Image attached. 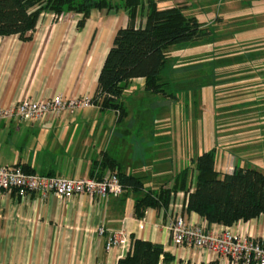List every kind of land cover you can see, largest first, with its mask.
Here are the masks:
<instances>
[{
    "label": "crops",
    "instance_id": "1",
    "mask_svg": "<svg viewBox=\"0 0 264 264\" xmlns=\"http://www.w3.org/2000/svg\"><path fill=\"white\" fill-rule=\"evenodd\" d=\"M164 2L167 7L182 6L210 31L200 40L181 44L180 50L176 45L170 48L167 74L182 100L149 93L145 78L139 77L124 91L122 112L94 104L42 123L0 120V166L19 165L27 172L65 178H103L120 171L139 177L144 191L172 189L177 174L189 167V192L172 191L167 206L149 207L143 217L135 209L139 194L131 190L104 200L87 195L43 197L20 189L0 193V264H118L135 239L162 244L172 257L168 264H246L174 245L168 223L176 205L188 223L229 229L264 243V213L228 226L209 224L188 209L198 155L178 164L182 151H175L173 124L177 106L188 127L195 105L203 129L206 114L216 126L230 127L224 135L230 152L215 148L218 171L252 167L264 172V0ZM82 16L66 12L56 19L47 10L29 39L0 36V108L60 93L66 98L93 97L114 36L129 18L124 9L95 8L80 28ZM101 225L107 229L105 235L98 234ZM120 230L124 241L106 251L110 231Z\"/></svg>",
    "mask_w": 264,
    "mask_h": 264
},
{
    "label": "trees",
    "instance_id": "2",
    "mask_svg": "<svg viewBox=\"0 0 264 264\" xmlns=\"http://www.w3.org/2000/svg\"><path fill=\"white\" fill-rule=\"evenodd\" d=\"M95 8L124 9L129 20L114 36L92 97L93 104L122 112L124 91L132 79L139 77L145 78L149 93L176 98L172 80L166 74L170 48L200 40L210 33L196 17L187 15L182 6L162 9L158 0H0V36L17 34L29 39L42 12L47 10L56 19L66 12L81 13V28ZM140 13H144V18L138 22ZM215 164V148L194 159L196 182L194 191L189 193L188 209L199 213L209 224L228 226L263 214L264 172L236 167L231 173H222ZM190 170L186 167L177 174L172 189L148 191H144L139 177L117 173L124 185L123 194L129 190L139 194L135 209L137 216L143 217L149 207L167 206L172 191L183 188L189 192L186 183ZM171 259L162 244L135 239L131 251L118 264H168Z\"/></svg>",
    "mask_w": 264,
    "mask_h": 264
},
{
    "label": "built area",
    "instance_id": "3",
    "mask_svg": "<svg viewBox=\"0 0 264 264\" xmlns=\"http://www.w3.org/2000/svg\"><path fill=\"white\" fill-rule=\"evenodd\" d=\"M93 105L92 97L88 95L66 98L60 93L40 100L25 99L14 106L0 108V120L14 118L19 121L42 123L50 116H59L64 112L75 114L80 109ZM15 189H20L24 193H39L43 197L51 194L60 198L87 195L103 200L119 197L124 193V185L117 171H110L103 178H65L27 172L19 165L0 166V193H10ZM168 228L172 242L176 246L203 249L211 255L226 257L233 263L264 264V243L262 241L229 229L209 230L203 226L188 223L178 205L174 207L170 216ZM106 232L107 229L103 225L98 228V234L105 235ZM124 238V231H110L105 244L106 251H112L124 241Z\"/></svg>",
    "mask_w": 264,
    "mask_h": 264
},
{
    "label": "rangeland",
    "instance_id": "4",
    "mask_svg": "<svg viewBox=\"0 0 264 264\" xmlns=\"http://www.w3.org/2000/svg\"><path fill=\"white\" fill-rule=\"evenodd\" d=\"M164 1L165 0H158L159 8H165L168 6ZM143 18H144V13H140L138 21H141ZM262 24L264 25L263 22ZM181 47L182 45H176V48H179V50L181 49ZM175 51L177 50L175 49ZM168 55H170V53ZM171 62L172 61L170 58L168 62V66L171 64ZM176 95L179 99L183 98L182 92L177 93ZM193 108L194 109H192L190 112L191 121L190 124H188L189 125L188 127H187L188 119L186 120V117H184V115L182 114V110L177 106L174 109L173 124H174V142L176 146L175 151H177V149L180 150V152L182 151V153H179L182 157L178 156L177 158L178 164H181V159H183V163L185 161L190 162L192 157H196L197 155L205 151L211 150L213 148H217L218 153L230 152V149H228L226 146L227 137L224 136L225 133L230 130V127H226V126L220 127V125L216 126L212 115L210 116V114H206L208 124L207 127H204L205 134H203L202 133L203 126L199 125V117L201 119L200 116L201 111L198 110V107L195 109V105H193Z\"/></svg>",
    "mask_w": 264,
    "mask_h": 264
}]
</instances>
